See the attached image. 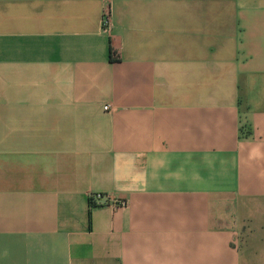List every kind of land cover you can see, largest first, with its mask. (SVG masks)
<instances>
[{
    "label": "crops",
    "instance_id": "obj_1",
    "mask_svg": "<svg viewBox=\"0 0 264 264\" xmlns=\"http://www.w3.org/2000/svg\"><path fill=\"white\" fill-rule=\"evenodd\" d=\"M0 264H264V0H0Z\"/></svg>",
    "mask_w": 264,
    "mask_h": 264
},
{
    "label": "built area",
    "instance_id": "obj_2",
    "mask_svg": "<svg viewBox=\"0 0 264 264\" xmlns=\"http://www.w3.org/2000/svg\"><path fill=\"white\" fill-rule=\"evenodd\" d=\"M101 25H102V29L108 32L110 31L111 24H110V14L108 10H105L104 13L102 14ZM107 108L108 106H104V109H107ZM103 198H105V195L97 193V194L90 196V202L92 204L94 201H99L100 199H103ZM108 200L111 201L112 204H116L118 206L125 205V201L122 199L115 200V199L108 198Z\"/></svg>",
    "mask_w": 264,
    "mask_h": 264
},
{
    "label": "trees",
    "instance_id": "obj_3",
    "mask_svg": "<svg viewBox=\"0 0 264 264\" xmlns=\"http://www.w3.org/2000/svg\"><path fill=\"white\" fill-rule=\"evenodd\" d=\"M90 200V199H89ZM90 204H91V202H90Z\"/></svg>",
    "mask_w": 264,
    "mask_h": 264
}]
</instances>
